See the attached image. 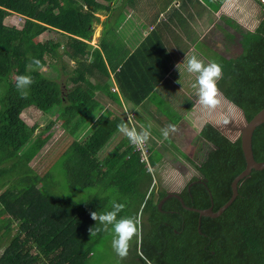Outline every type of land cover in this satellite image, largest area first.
Instances as JSON below:
<instances>
[{"label":"trees","instance_id":"trees-1","mask_svg":"<svg viewBox=\"0 0 264 264\" xmlns=\"http://www.w3.org/2000/svg\"><path fill=\"white\" fill-rule=\"evenodd\" d=\"M105 1L114 6L116 0ZM134 2L123 0L120 7H112L97 0H0V264H91L94 246L104 245L112 235L103 230L90 235L96 226L90 213L111 210L114 200L125 205L118 218L137 217L151 175L125 135L112 149H104L119 132L117 126L131 119L126 111L114 114L108 107L90 124L100 99L119 106L120 96L128 97L140 105L151 100L146 96L157 79L141 86L139 77L163 76L155 62L138 63L127 55L126 43L117 34L121 11ZM9 14L22 18L21 28L3 24ZM95 23L101 26L96 46L90 44ZM232 26L243 52L218 59L223 76L217 87L249 121L264 108V16L252 31L235 22ZM47 29L65 39L36 42ZM32 59L41 62L35 71L29 68ZM43 68L53 75L40 73ZM17 75L34 80L26 99L16 89ZM29 107L55 118L36 136L38 123L28 126L21 117ZM56 121L70 143L40 173L31 163L46 146L44 134ZM199 136L208 147L195 166L199 178L190 182L201 183L185 188L184 204L199 210L212 206L215 212L229 200L231 183L245 161L239 139L231 141L211 124L204 125ZM148 150L154 165L160 154ZM252 152L255 161L264 162V123L253 132ZM164 195L159 193L157 203ZM156 204L146 200L141 215L148 214L144 244L158 264H165L166 258L177 264H264V169H253L239 181L236 198L219 217H201L199 232L198 214L183 211L179 203H165L161 211ZM14 222L18 228L10 237ZM160 245H173L176 251L160 257Z\"/></svg>","mask_w":264,"mask_h":264},{"label":"crops","instance_id":"crops-1","mask_svg":"<svg viewBox=\"0 0 264 264\" xmlns=\"http://www.w3.org/2000/svg\"><path fill=\"white\" fill-rule=\"evenodd\" d=\"M127 5L128 8H124L123 13L133 12L136 19L131 20L127 18L123 21V25L119 24V27H117L118 36L126 43L127 51L125 53H127V55L132 54L135 57V61L138 63L140 62L139 60L145 61L149 59L148 61L156 63L155 69L157 72L162 70L164 72L162 73V77L160 74H147L143 77H139L138 82L141 86H145L143 84L147 83L149 80L155 82L154 78L157 79V83L155 82L156 84L151 87L152 89L150 88V93L146 96L147 99L151 98V100H145L140 105L134 106L130 98L127 97L124 99L120 96L121 105L115 106L105 97L102 103L99 102L102 111H100V108L97 110L100 111V114L108 108L107 104L111 105L109 109H111L114 114L122 112L124 107L128 111L133 112L138 120L143 121L142 123L145 122L146 126L152 125V127H150L152 133L155 131L154 125L158 126L160 132L166 127L157 123L168 121L164 118L167 111L177 116V122H180L184 115L185 118L190 121L192 128L183 120L181 124L176 125L181 127L184 124L183 128H178L177 131L173 133V139H169L171 144L167 143V147L170 148L176 147V140L178 138L187 139V136L196 135L200 140H203L199 136V133L206 124H211L215 129L217 128L219 132L221 130L219 128H223L221 127L222 123L225 125L224 129L229 128L226 123H231L232 120L236 121V119H232L233 117L229 114L226 119L219 122L218 125H215V123L221 121V119L218 120V118L214 116L212 109L199 107L202 105L197 102V90L192 88V84L196 82L195 74L188 73L186 65H180L179 69L177 65L184 62L186 55L191 56L193 54L197 55L205 64L215 62L208 58L205 49H212L216 53L215 57H217V59H220V57L224 58V56L235 57L231 55L230 52H235L237 54L236 57L241 55L243 49L241 43H239L240 38L239 35L235 33L234 27L232 26V19L228 16L240 18L242 24H246L247 26L256 20L257 24H259L262 16H264V5L258 0H152L150 2L135 0V6H131L132 4ZM221 8L222 10H220ZM222 14L225 16H222ZM122 19L123 16L121 20ZM238 23L239 22L236 24L241 26V24ZM257 24H255L252 29L245 28L242 30H253ZM219 33H221V39H219ZM159 67L160 70H158ZM113 88L114 86L111 85L109 91ZM186 89L193 92L195 100H192L189 96L187 97ZM134 95L135 94H132L131 96L134 97ZM183 97L190 101L189 104L185 103L187 107L184 103H181ZM221 97L223 96L220 93L218 99L220 100ZM198 108L203 111H197ZM155 116L162 117L154 120L153 118H155ZM225 133L231 136L230 131L227 130ZM161 141L165 140L162 138ZM186 141L183 142L186 143ZM150 143L151 142L148 140V148H152L154 152L159 154V151L154 148V144ZM148 148L147 153H149ZM183 157L186 158L184 155ZM159 162L157 161L154 165L148 162L149 169L151 167L154 171L158 169L160 171L163 167L158 168L157 165ZM153 170L150 169L149 172L151 175V182L148 185L146 193L154 187V182L156 181H154L152 177ZM195 176L199 178L197 173ZM191 179L192 178L186 182V185L184 183V187H181L180 190H170L169 193L159 199L156 204L157 209L161 211L165 203H168L170 207H176L179 203L183 211L188 212L189 210L185 208L187 206L184 204L183 195L185 188L188 189L193 183H197V181L190 182ZM173 194L179 196L182 203L175 197L170 196ZM152 195L154 197V191ZM162 200L163 202L159 209L158 204ZM172 212V210L165 211L164 214H170ZM144 215L148 218V214ZM181 229L184 230V228ZM197 232H199L198 219Z\"/></svg>","mask_w":264,"mask_h":264},{"label":"rangeland","instance_id":"rangeland-1","mask_svg":"<svg viewBox=\"0 0 264 264\" xmlns=\"http://www.w3.org/2000/svg\"><path fill=\"white\" fill-rule=\"evenodd\" d=\"M99 3H101L102 5H110L112 6L113 3L109 2V1H105V0H97ZM123 0H116L114 3V6L112 7H120L122 4ZM145 2H150L152 0H144ZM260 1V0H258ZM131 6H135V2L131 5ZM222 10V8L220 9ZM126 11V10H125ZM123 19H119L118 22V27L119 24L123 25V21L127 18H130L131 20H135L136 16L133 14V12H124L123 10L121 11ZM113 14V13H112ZM234 15V14H233ZM99 19L100 21L104 20L103 14H99ZM222 16H225L224 14H222ZM232 19V22L234 23V21L237 23L239 22L241 24L242 29L245 28H249L252 29L253 26H255V24H257V20L254 22H252L249 26H247L246 24H242L241 19L240 18H234V16H228ZM122 18V17H121ZM99 21V22H100ZM238 23V24H239ZM3 24L7 27H14L16 29L21 28L23 22H22V18H20V16H18L17 14H9L8 16H6L3 19ZM246 29V30H247ZM93 36L90 40V44L92 45H97L98 42V38L100 36V30H101V26L98 23L93 24ZM211 31V30H209ZM248 31V30H247ZM221 33H219V39H221ZM65 39V37L62 34H59L57 31L53 30V29H47L45 30L41 35H39L35 41L36 42H40V43H44L46 41H59V40H63ZM205 53L208 56V58L210 60L215 61L216 63H218V59L216 56V53L212 50V49H205ZM59 53L62 52V47L59 48L58 50ZM231 55L236 57V53L235 52H230ZM225 59H229L231 57H227L224 56ZM40 73H42L43 75L46 76H52L53 74L50 72L49 69L47 68H43L40 70ZM111 91H113V89H111ZM187 92V97L189 96L190 98H192V100H195V98L193 97V92L188 91L186 89ZM222 95V94H221ZM220 103L217 105V107L215 109H212L214 112V116L218 118V120L221 119V121H217L215 123V125H218L219 122H222V120L226 119V117L230 114L231 117H233V115H235L232 119H239L238 124H242L241 121H243V116L240 114V112L236 111V109L228 102L226 101L223 97H221V99L219 100ZM100 103H102V100L100 99ZM181 103H186V99L183 97L181 99ZM108 107H110L111 105H108ZM199 107H203V106H199ZM123 110L126 111L130 126H136L137 130H140V126L143 124L145 127H147L145 125V122L142 123L143 121L138 120V118L135 117V114L131 111H128L126 108L123 107ZM100 111H102V109L100 108ZM99 110H96V112L93 114V116L90 119V124L95 122V120L97 119V117H99L100 114ZM197 111H203L201 109H197ZM162 115L164 116V114L162 113ZM21 117L23 119V121L28 125V126H32L34 123H38L39 128L36 130L34 136H36L39 131H41L43 128H45L46 126H48L51 122L54 121V117L50 116V115H45L42 116L40 112H38L37 110H35L33 107H29L26 110H24L21 114ZM162 116H155V118H153L154 120L157 118H160ZM201 117V116H200ZM165 119H167L168 121L163 122V123H157L160 124L161 126H167L168 124H174V125H179L181 124V121H185V123L191 126V123L189 120H187L185 118V116H182V120L180 122H177L178 118L177 116L175 118L171 117L169 112L167 111L165 116ZM230 121V120H229ZM234 120H232V122L230 123H226L228 125L229 128L233 127V125H237V123L233 122ZM128 123V122H127ZM89 124V123H88ZM223 123L221 124V127H223ZM184 126V124H183ZM183 126L181 127H177L178 128H183ZM152 127V125H151ZM155 128L154 133H152L151 131V137L149 138V141L151 142L150 144H154V148L157 149L159 151L160 157L157 156L156 160L159 162V164L157 165L158 168L163 167L160 171L159 169L157 171H154L151 167L150 169L153 170L152 173V177L154 182V187H152L150 189V196L151 193L154 191V198H152V202L156 203L159 197V193L161 190H165V191H170V190H174V191H178L180 190L181 187H184V183L186 185V182L191 178L194 177L196 175V170L194 169V167L196 165H200V163L203 160V156L204 153L207 150V147L205 142L203 140H200L196 135H191L190 137L187 136V139L185 138H178L176 140V147H167L168 144H171L170 140H165V141H161L162 134L161 132L158 130V126L154 125L153 126ZM228 130V129H227ZM124 134L117 132V134L115 135L114 138H112V141L108 143V145L105 146V151L106 150H110L112 149V147L114 145H116L118 142H120V140L122 139V136ZM236 135H238V132L235 133L234 135L229 136L230 139H235ZM174 134L172 133L170 135L169 139H173ZM84 138V136L82 137ZM82 138L80 139L79 137V141L82 142ZM127 138V137H125ZM159 138V139H158ZM46 139V146L44 147V149L39 153V155L34 159V161L31 163V165H34L35 168L42 173L44 171V169H47L50 167V165L52 164L51 160L52 157H54L56 154H58V151L60 152L61 150H63L66 146L69 145L70 141H68L65 137L63 138V131L60 127V122L56 121L54 123V126L51 128L50 132L44 134V138ZM77 140V141H78ZM187 140V141H186ZM186 141V143L184 142ZM162 142V145H161ZM168 143V144H167ZM149 146L147 143L144 144L141 148L140 152V156L142 157V159L145 161V159L147 160V162L145 164H148L149 162V154L144 153L145 147ZM167 147V148H164ZM184 152H183V151ZM181 154V155H180ZM186 156V158L183 157ZM37 161V162H36ZM145 186H143L144 188ZM153 189V191H152ZM152 191V192H151ZM95 192H92L91 194H93ZM141 194V191H138L136 193V198H139ZM149 196V197H150ZM141 210H139L138 212V216L140 219V228H141V234H140V238L137 241L136 239H134L132 241L136 242V245H132L129 251V254L127 256L126 259L124 260H120V258L116 255V253L113 251L112 246H111V241L112 238L110 240V238L108 239V241L105 242L104 245H95L94 246V255H92V257L90 258V262L91 264H143L140 263V260L144 262V260L141 258L142 256H146L148 259H150L152 261V264H158L155 259L147 252L146 250V246L144 243H147V234L146 231H148V228H146L148 226V222H147V217H145V215H141ZM128 213H132L133 212V207L129 206L127 208ZM146 226V227H145ZM11 231L9 233L10 237L14 236L17 228H18V224L16 222L11 224ZM145 264V262H144ZM165 264H177L175 262L174 259H169L166 258L165 260Z\"/></svg>","mask_w":264,"mask_h":264},{"label":"clouds","instance_id":"clouds-1","mask_svg":"<svg viewBox=\"0 0 264 264\" xmlns=\"http://www.w3.org/2000/svg\"><path fill=\"white\" fill-rule=\"evenodd\" d=\"M259 2L264 5V2L262 0H260ZM248 31H252V30H248ZM180 65H186L187 72L190 74H195L196 76V82L192 84V88L197 90L196 91L197 102L200 105H202L204 108L215 109L217 105L220 103L218 99L220 93L217 87V82L223 76L222 66L216 62H209L208 64H205L201 59L197 57V55L194 54L191 56L186 55L184 62L182 64L177 65L178 69ZM40 67H41L40 60L32 59L29 68L35 71ZM33 83L34 80L31 76L17 75L15 77V86L21 98L26 99L28 97L29 90ZM233 107L236 109L237 112L238 111L241 112L235 106ZM150 127H151L150 125L147 127L141 125L140 130L138 131L135 126H130L129 122L128 123L121 122L117 126L118 131L124 134L129 140V143L134 147H142L144 144L147 143V141L151 136ZM176 131H177L176 125L168 124L164 129L161 130V134L164 140H169L170 135L172 133H175ZM236 139H234V141ZM147 148L148 146L146 147V151ZM140 161H143L144 163L147 162L146 159L144 161L141 159V157H140ZM145 167L147 168V171L150 172L148 164H145ZM196 181L197 183H201L199 180ZM160 192H164L166 195L165 190H161ZM152 193L151 196L149 195L150 191L145 194L144 201L140 206V209L143 208L146 200H148L149 198H154ZM124 208H125L124 204L117 203L116 201L113 200L111 201V210L102 213H98V212L90 213L91 219L93 221H96V226L94 227L95 231H93L94 228L90 229V235H95L97 232H100L101 230L105 232H109L112 235V241H111L112 249L116 253V255L120 258L121 261L127 258L130 248L132 246V241L134 239L138 241L141 234L139 216L118 218L119 214L124 210ZM141 258L144 260L145 264H152V261L148 259L146 256H142Z\"/></svg>","mask_w":264,"mask_h":264},{"label":"water","instance_id":"water-1","mask_svg":"<svg viewBox=\"0 0 264 264\" xmlns=\"http://www.w3.org/2000/svg\"><path fill=\"white\" fill-rule=\"evenodd\" d=\"M262 72H263V79H264V59L262 61ZM240 113L242 114V112H240ZM238 121H239V119H236V121H233L234 123H237V125L234 124L233 127L227 128V129H228V131L231 132V135H234V136H235V133L238 132V135H236L235 139L237 138L240 141V148H241V151H242V154L244 157V161H245L244 170L233 179V181L231 183V196H230L229 200L224 205H222L217 211L214 212L212 210V206L207 208V209H202V210L185 207L187 210L198 214V217H199L198 218V230H199V223H200L201 217L217 218L225 211V209L227 207H229V205L234 201V199L237 196V185H238L240 180H242L245 177H248L251 170H253V169L257 170V171L264 169V162L255 161L253 158V152H252V135H253L254 130L258 126H260L261 124L264 123V108H262L258 113H256L249 121H246L244 119V117H243V121H241L242 122L241 125L238 124ZM224 126L225 125H223V128H219V129H221L220 132L225 137L230 139L229 136L225 133L227 131V129H224ZM230 140H233V139H230ZM208 194L210 196L209 190H208ZM170 196L175 197L176 199H178L182 203V200L179 196H177L175 194L170 195ZM210 198H211V196H210ZM162 202H163V200L160 201L158 204L159 209L161 207Z\"/></svg>","mask_w":264,"mask_h":264},{"label":"flooded vegetation","instance_id":"flooded-vegetation-1","mask_svg":"<svg viewBox=\"0 0 264 264\" xmlns=\"http://www.w3.org/2000/svg\"><path fill=\"white\" fill-rule=\"evenodd\" d=\"M193 182H196V181H193ZM167 193H169V191H166V194ZM160 246H163L161 252L159 253L160 257H168L172 252L176 251L173 245H160Z\"/></svg>","mask_w":264,"mask_h":264},{"label":"built area","instance_id":"built-area-1","mask_svg":"<svg viewBox=\"0 0 264 264\" xmlns=\"http://www.w3.org/2000/svg\"><path fill=\"white\" fill-rule=\"evenodd\" d=\"M141 148H143V147H135V151H138V152H139V150L141 151ZM144 153H147V151H146V147H145ZM139 154H140V152H139ZM140 157H141V156H140ZM141 159H142V157H141ZM142 160H143V159H142Z\"/></svg>","mask_w":264,"mask_h":264},{"label":"bare ground","instance_id":"bare-ground-1","mask_svg":"<svg viewBox=\"0 0 264 264\" xmlns=\"http://www.w3.org/2000/svg\"><path fill=\"white\" fill-rule=\"evenodd\" d=\"M264 2V0H262Z\"/></svg>","mask_w":264,"mask_h":264}]
</instances>
